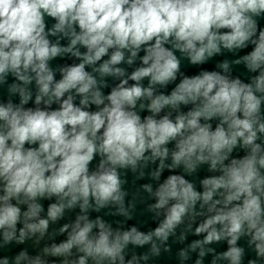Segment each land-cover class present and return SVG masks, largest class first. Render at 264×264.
<instances>
[{"label":"clouds","instance_id":"clouds-1","mask_svg":"<svg viewBox=\"0 0 264 264\" xmlns=\"http://www.w3.org/2000/svg\"><path fill=\"white\" fill-rule=\"evenodd\" d=\"M164 257L264 264V0H0V264Z\"/></svg>","mask_w":264,"mask_h":264},{"label":"water","instance_id":"water-1","mask_svg":"<svg viewBox=\"0 0 264 264\" xmlns=\"http://www.w3.org/2000/svg\"><path fill=\"white\" fill-rule=\"evenodd\" d=\"M185 65H186V62H185ZM213 66H214V63L210 62L209 64L205 65L204 67L211 69V68H213ZM185 70L188 74H194L197 71L196 68L187 67V65L185 67ZM240 71H243V69H240ZM151 167H154V165H150V168ZM207 174L208 173L205 170H201V172L199 173V175L201 177H203L204 175H207ZM189 179H192V178L190 177ZM193 179H195V178H193ZM127 180H128V184L126 185V187L129 188L130 190H133V191L137 187H139L140 184L151 182L147 176L143 179H137L136 174H133L131 171H128V173H127ZM144 195L146 196V194H144ZM149 202H151V201H149ZM46 203L47 202H45V204ZM145 209H146V205L141 203L139 205V211L137 212L135 218L132 221H129L128 223L129 224H137V225L142 226L144 228L151 227L153 224L152 214L148 213ZM146 249H147V246H145V249L138 250V251H144ZM160 264H167V258L166 257L162 258Z\"/></svg>","mask_w":264,"mask_h":264}]
</instances>
